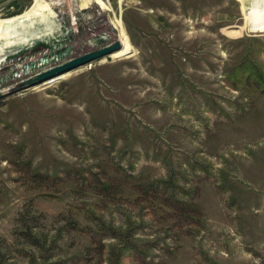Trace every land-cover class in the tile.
<instances>
[{
    "label": "rangeland",
    "instance_id": "1",
    "mask_svg": "<svg viewBox=\"0 0 264 264\" xmlns=\"http://www.w3.org/2000/svg\"><path fill=\"white\" fill-rule=\"evenodd\" d=\"M32 9L0 40L1 262L264 264V0Z\"/></svg>",
    "mask_w": 264,
    "mask_h": 264
},
{
    "label": "water",
    "instance_id": "2",
    "mask_svg": "<svg viewBox=\"0 0 264 264\" xmlns=\"http://www.w3.org/2000/svg\"><path fill=\"white\" fill-rule=\"evenodd\" d=\"M121 48V42L119 39L109 43L100 48H96L85 52L81 55L67 59L66 61L48 68L28 79H25L22 85L31 86L42 81H53L60 77V75L68 70L80 67L86 63H89L95 59L106 56Z\"/></svg>",
    "mask_w": 264,
    "mask_h": 264
},
{
    "label": "bare ground",
    "instance_id": "3",
    "mask_svg": "<svg viewBox=\"0 0 264 264\" xmlns=\"http://www.w3.org/2000/svg\"><path fill=\"white\" fill-rule=\"evenodd\" d=\"M39 1L40 0H34V3H33L34 6L32 5L33 6L32 8H34L39 3ZM89 3H91V0H81V5L82 6H88ZM32 8L29 9L28 11H26V12L17 14L15 16L13 15L12 17H9V18L4 19V20H2V18H0V40H2V39H8V38H11L12 36L15 35L14 34L15 33V30H14V28L12 26L16 24V19H19L20 18L25 23L26 22H30V19L32 18V10H33ZM118 23H117V25L119 26L118 39L121 40L122 39L121 35H122V30L123 29L121 28V26ZM11 24H13V25H11ZM254 26L255 27H253V29H257L258 31H264V26H257V25H254Z\"/></svg>",
    "mask_w": 264,
    "mask_h": 264
},
{
    "label": "trees",
    "instance_id": "4",
    "mask_svg": "<svg viewBox=\"0 0 264 264\" xmlns=\"http://www.w3.org/2000/svg\"><path fill=\"white\" fill-rule=\"evenodd\" d=\"M32 243H34V242L32 241ZM0 264H3V263L1 262V260H0Z\"/></svg>",
    "mask_w": 264,
    "mask_h": 264
}]
</instances>
